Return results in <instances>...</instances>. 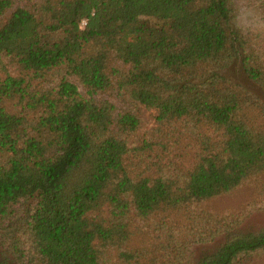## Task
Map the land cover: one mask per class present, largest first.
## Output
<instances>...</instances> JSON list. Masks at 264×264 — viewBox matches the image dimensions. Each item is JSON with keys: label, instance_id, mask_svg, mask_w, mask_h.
Returning <instances> with one entry per match:
<instances>
[{"label": "trees", "instance_id": "1", "mask_svg": "<svg viewBox=\"0 0 264 264\" xmlns=\"http://www.w3.org/2000/svg\"><path fill=\"white\" fill-rule=\"evenodd\" d=\"M262 175L264 36L234 0H0V264L252 263L245 214L165 217Z\"/></svg>", "mask_w": 264, "mask_h": 264}, {"label": "rangeland", "instance_id": "2", "mask_svg": "<svg viewBox=\"0 0 264 264\" xmlns=\"http://www.w3.org/2000/svg\"><path fill=\"white\" fill-rule=\"evenodd\" d=\"M237 11V22L240 28L245 32L253 34H259L264 36V18L261 10L259 9L260 0H234ZM76 82L75 78H71ZM81 92L83 89L80 88ZM141 117L146 130H151L155 127V110H149L141 108ZM184 137H182L183 140ZM183 142V141H182ZM181 146V145H180ZM180 146H174V149H179ZM173 152H177L174 150ZM189 155H185L184 163L188 165ZM264 175L256 180H249L243 186L235 189L233 192L225 195L218 196L216 198L205 200L200 205H192L190 208H184L182 211L172 213V217H165L167 221L174 219L176 221H183L188 218L187 212H199L201 209L210 211L217 214H231V213H243L246 215L242 221L241 229L245 232L256 231L264 225ZM187 210V211H186ZM162 218H153L149 220H136V227L140 230L148 231V238L155 236L152 231V226ZM214 244L206 243L202 245H195L192 248L193 259L196 261L201 255L210 251ZM194 261V262H195ZM106 264H112L109 261ZM246 264H264V254L254 259L252 263Z\"/></svg>", "mask_w": 264, "mask_h": 264}]
</instances>
